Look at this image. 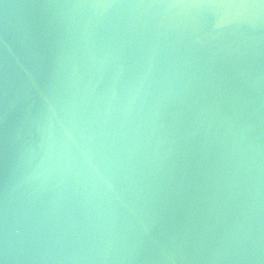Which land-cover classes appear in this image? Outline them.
<instances>
[{"label": "water", "instance_id": "1", "mask_svg": "<svg viewBox=\"0 0 264 264\" xmlns=\"http://www.w3.org/2000/svg\"><path fill=\"white\" fill-rule=\"evenodd\" d=\"M4 264H264L260 0H0Z\"/></svg>", "mask_w": 264, "mask_h": 264}, {"label": "snow or ice", "instance_id": "2", "mask_svg": "<svg viewBox=\"0 0 264 264\" xmlns=\"http://www.w3.org/2000/svg\"><path fill=\"white\" fill-rule=\"evenodd\" d=\"M261 4H264V0H260ZM0 264H4V261L2 259H0Z\"/></svg>", "mask_w": 264, "mask_h": 264}]
</instances>
